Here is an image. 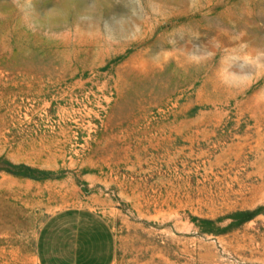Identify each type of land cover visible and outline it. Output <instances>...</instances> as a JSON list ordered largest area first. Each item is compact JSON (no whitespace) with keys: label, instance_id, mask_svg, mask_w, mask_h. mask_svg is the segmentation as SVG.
<instances>
[{"label":"rangeland","instance_id":"374dc122","mask_svg":"<svg viewBox=\"0 0 264 264\" xmlns=\"http://www.w3.org/2000/svg\"><path fill=\"white\" fill-rule=\"evenodd\" d=\"M61 212L112 264H264V0H0V264Z\"/></svg>","mask_w":264,"mask_h":264},{"label":"crops","instance_id":"0c3cea01","mask_svg":"<svg viewBox=\"0 0 264 264\" xmlns=\"http://www.w3.org/2000/svg\"><path fill=\"white\" fill-rule=\"evenodd\" d=\"M41 264H112L115 244L107 227L79 212L48 219L38 237Z\"/></svg>","mask_w":264,"mask_h":264}]
</instances>
